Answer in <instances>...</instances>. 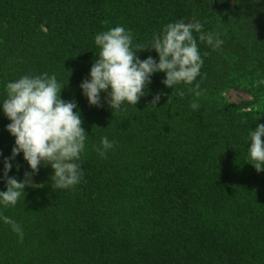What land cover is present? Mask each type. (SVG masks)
I'll return each mask as SVG.
<instances>
[{"label":"trees","instance_id":"16d2710c","mask_svg":"<svg viewBox=\"0 0 264 264\" xmlns=\"http://www.w3.org/2000/svg\"><path fill=\"white\" fill-rule=\"evenodd\" d=\"M222 7L238 14L240 32L264 43V0L232 7L225 0H0V191L15 146L2 107L7 83L55 75L87 136L77 185L55 187L51 165L42 163L15 206L0 204V264H264V171L249 154V133L264 119L241 121L237 107L200 102L195 92L211 94L223 80L216 49L200 33L193 30L203 64L191 85L171 89L164 72L153 73L139 102L114 112L106 93L91 106L80 88L99 56L100 32L123 26L133 48L150 46L183 20L215 36ZM137 56L159 62L151 48ZM105 136L115 144L102 158L96 149ZM10 163L8 176L18 181L32 171L22 152ZM5 216L21 226L22 243Z\"/></svg>","mask_w":264,"mask_h":264},{"label":"clouds","instance_id":"9594fccd","mask_svg":"<svg viewBox=\"0 0 264 264\" xmlns=\"http://www.w3.org/2000/svg\"><path fill=\"white\" fill-rule=\"evenodd\" d=\"M202 29L200 22L186 24L181 20L169 23L163 34L154 35L150 46L137 44L134 48L133 35L123 26L100 32L95 36V44L100 48L99 56L90 69V79L80 84L82 94L89 105L99 107L101 93H106L107 103L114 112L120 110L125 102L135 106L145 95L153 73L164 72L162 83L171 89L180 83L191 85L203 64L193 30L200 33V41H206L214 49L223 43L214 34L204 33ZM148 48L158 53V63L151 56L144 60L138 58L137 53ZM259 84H264V80L254 82L253 86ZM62 89L55 75L47 73L25 75L6 84L7 98L2 107L10 121L6 130L15 137V146L11 157L4 160L7 190L0 191V204L5 207L17 204L24 188L30 184L31 176L38 173L42 163L51 165L52 179L57 188L74 187L83 178L80 158L87 136L79 111H74L77 104L62 100ZM184 94L179 93L180 96ZM195 95L200 96L201 93L197 91ZM159 99L158 94L153 98L152 105H156ZM191 107L196 110L199 104L193 101ZM249 135L252 165L257 172L264 171V124L257 125ZM114 144L115 141L110 142L105 136L101 138V147L96 150L102 158H106L107 151ZM21 152L32 171L25 173L23 181H18L9 177L8 172L12 169L10 161ZM3 221L11 225L22 243L24 233L21 226L7 216L3 217Z\"/></svg>","mask_w":264,"mask_h":264},{"label":"rangeland","instance_id":"374dc122","mask_svg":"<svg viewBox=\"0 0 264 264\" xmlns=\"http://www.w3.org/2000/svg\"><path fill=\"white\" fill-rule=\"evenodd\" d=\"M225 1L233 6V0ZM214 25L215 38L223 41L215 48L219 56L217 77L223 80L218 90L199 96L200 102L210 104L212 110L223 105L237 107L235 118L241 121L264 119V84L253 86L264 80V43L240 32L238 14L225 7L215 16Z\"/></svg>","mask_w":264,"mask_h":264}]
</instances>
